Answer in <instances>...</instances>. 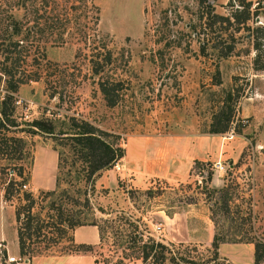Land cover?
Returning a JSON list of instances; mask_svg holds the SVG:
<instances>
[{
	"label": "rangeland",
	"instance_id": "374dc122",
	"mask_svg": "<svg viewBox=\"0 0 264 264\" xmlns=\"http://www.w3.org/2000/svg\"><path fill=\"white\" fill-rule=\"evenodd\" d=\"M19 1L0 0V67L6 43L20 39L28 27L34 31L16 47L21 50L13 70L24 81L12 93V115L18 125L7 131L21 139L23 157L0 153V205L3 231L8 235L2 251L20 254L13 228L22 224L26 214L28 200L23 191L33 196L30 213L43 214L49 200L37 194L54 187L57 150L52 145L57 142L31 131L35 129L28 123L49 118L57 127L60 120L75 116L117 134L124 153H134L135 143L143 151L136 165L140 172L111 166L101 170L92 184L76 182L71 174L66 175L67 181L60 180V187L70 191L76 186L86 188L92 205L86 215L95 221L99 241L83 251L94 254L95 264H216L210 260L214 232L226 239L220 242V251L228 255L219 254L217 248V262L253 264V243L246 238L264 242V69L252 67V38L240 30L229 55L216 57L217 51L209 45L202 53L200 44L213 34L201 31L205 9L197 0H54L47 6L53 13L66 3L77 7L68 11L70 19L59 39L48 31L35 32L43 30L42 19L37 20L36 29L32 15ZM250 1L251 9L256 2L264 5V0ZM227 2L209 0L213 12L224 16L230 12ZM32 4L40 6L39 0ZM257 13L248 22L250 27L264 25V6ZM14 21L22 25L18 35L12 33ZM215 66L218 84L214 83ZM5 77L0 71V100L7 92ZM98 79L112 82L114 105L105 104ZM228 89L235 97L231 128L208 133L211 114ZM57 148L66 152L62 145ZM195 159L211 165H200ZM216 161L223 168L219 172L213 167ZM18 165L22 166L20 176ZM18 182L25 187L19 189ZM223 184L229 196L228 212L218 208V202L210 207L219 192L211 194L209 187ZM62 206L75 213L84 210L64 201ZM15 210L20 211L19 223ZM161 210L174 219H167ZM158 223V237L166 242L149 235ZM70 234V230H54L56 241L46 247L44 241L29 242L38 251L29 264H57L55 255L75 252L67 239ZM84 235H89L87 227L75 236ZM151 238L166 249L142 258L141 245Z\"/></svg>",
	"mask_w": 264,
	"mask_h": 264
},
{
	"label": "trees",
	"instance_id": "16d2710c",
	"mask_svg": "<svg viewBox=\"0 0 264 264\" xmlns=\"http://www.w3.org/2000/svg\"><path fill=\"white\" fill-rule=\"evenodd\" d=\"M34 1L35 0H20L19 5L25 12L27 11L32 15L34 20L33 24L36 26V29L38 28L37 20L42 19L43 22L40 24L43 25V30L37 29L35 32L48 31L50 34H56V38L61 39L64 26L70 19L68 11H72L77 7H73V3H69V5L66 3L59 13H53L54 9L52 7L49 9L47 6L53 3L54 0H39V7L33 6L34 4H32V2ZM81 2H86V0H81ZM26 3L29 4V7L25 6ZM197 4L199 7L205 9L203 14L205 15V20L200 27L202 33H204V29H207L209 34L210 32L213 34L212 37H206L205 41L200 44L202 53H204L205 46L209 45L208 47L210 49L217 51L216 57H225L229 55L237 41L238 37L236 34L240 30H244L246 34L252 38V48L254 50V55L252 57L253 69H264V25H256L255 27H250L248 25L252 17L258 14V8L264 5H261L260 2H256L253 9H251L252 2L250 0H228L227 5L230 8V12L228 15L224 16L213 12V7L209 3V0H197ZM46 12L50 15L46 14ZM94 19L96 20V16ZM21 26L22 25L14 21L12 33L16 35L20 34ZM32 33H34V31H30L28 27L25 34L21 36L20 39L8 41L3 49L4 54L1 60L0 71L1 74L6 76L5 88L7 92L0 100V153L5 157H14L17 159L23 157L21 150L22 145L20 144L21 139L7 134V131L18 125L12 115V103L14 100L12 93L16 91L18 84L24 81L22 77L15 76L16 73L13 70L18 60L19 51L21 50L20 48L16 49V47H21L22 42L27 40L29 34ZM245 36L246 35H244V37ZM203 39L204 37H202V40ZM12 53H14V55ZM3 61H7L8 63L2 65ZM92 66L93 72L96 73L99 71V66L97 67L96 61L93 62ZM214 83H220L216 66ZM97 84L105 104L107 106L114 105L116 102V92H114L112 82L106 79H98ZM52 95L53 93H50V96ZM234 101L235 97L233 96V92L230 89L225 90L220 100L219 107L211 114L208 127L205 130L206 132L222 133L231 128V122L234 117ZM28 124L32 126V129H35L31 131H39L51 137L57 144L64 146L66 152H61L57 148V144L52 145V148L57 150L54 187L51 189L39 190L37 194V196L40 195L42 198L46 197L49 200L47 210L43 214L39 211L30 213L29 209L32 205L33 196L29 191H23L22 193L23 198L28 200V205L25 208L26 214L22 217L23 222L15 228V231L18 250L21 255H25V257L28 258L27 264H29V259L32 255L38 254V251H35L36 249L29 247V242L44 241L46 247L47 243L52 244L56 241V239L52 237V233L56 229H60V232L66 233L78 225H96L93 218L86 215V212L92 209V205L89 203L85 186H76L70 191L66 187H60V180L67 181L65 180L66 175L71 174V178L76 180V182L83 180L84 183L92 184L94 177L97 176L101 170L110 168L114 161L118 160L120 157L122 158L123 155V147L118 144L117 140L119 136L117 134L108 132L83 118L68 116L66 120H60V125L57 127L56 121L49 118L32 120ZM233 129L238 131L237 127ZM67 160L69 161L68 167L64 171L60 170L62 164ZM195 162L200 165H211L209 161L195 159ZM16 170V173L20 176L22 174V166L18 165ZM210 178L211 171L209 170L206 179L210 180ZM11 185L12 182L7 184L6 189L9 190ZM209 191L211 194L219 192L216 201L212 202L210 207L216 205L218 202V208L228 212L229 196L227 192H225L226 184L218 187L211 186L209 187ZM63 201L71 205H80L84 210H77L78 212L75 213V211H72L68 207L64 208L62 206ZM98 209L101 210V208ZM50 210H54V213L49 212ZM19 214L20 211L15 210V220H17L18 223L20 219ZM209 218L215 223L214 216L211 215ZM67 239L71 241V245L73 246L71 250H75V252L79 250L82 251L86 247V245L82 243H73L72 234H70ZM240 239H243V237L238 240ZM225 240L224 236L220 235L218 232L212 234L210 240L212 251L210 260L216 264H222V262L219 263L216 261L218 257L217 248L218 244ZM246 241H252L253 243V264H264V242L257 239L252 240L250 238H246ZM154 247H158V249H154ZM163 249H166V246L162 242H157L151 238L150 242L141 245V257H152L154 252L162 254ZM151 250H153V253L150 255Z\"/></svg>",
	"mask_w": 264,
	"mask_h": 264
},
{
	"label": "crops",
	"instance_id": "0c3cea01",
	"mask_svg": "<svg viewBox=\"0 0 264 264\" xmlns=\"http://www.w3.org/2000/svg\"><path fill=\"white\" fill-rule=\"evenodd\" d=\"M186 144L189 143L190 141H185ZM140 148V147H139ZM143 151L141 149H138V143H135V151L134 153H124V149H123V155H122V159H123V167H127L128 169H130L131 171L136 172H140V168L141 167H136V165L139 164V159L138 156L142 155ZM0 209L2 211V206L0 205ZM162 213L165 215L164 211L161 210ZM167 214V213H166ZM165 217H167V219L172 220L174 219V215L173 216H168L165 215ZM3 227H4V217H3V211L0 212V240L3 241V239L6 240L7 242V238L8 235H6L3 231ZM83 227H87L89 229V235H84L81 237H76V233L77 231H79L81 228ZM208 228V226H206ZM185 236L187 237V229L185 227ZM13 232H14V239H15V243L17 245V241H16V231L15 228H13ZM71 234H72V242L73 243H82L84 245H86V247H90L95 245L98 241H99V232L97 229V225L95 224H83V225H78L75 226L72 230H71ZM171 238H173V236H170ZM166 238H162V236L160 237V241L162 242H166L167 240H165ZM223 243H220L218 246V251L219 254L224 255V256H228L226 254H224L222 251H220V247ZM6 246V244H5ZM56 256V260H57V264H95V256L93 253H91V251H77V252H66L63 253L61 255H55Z\"/></svg>",
	"mask_w": 264,
	"mask_h": 264
},
{
	"label": "built area",
	"instance_id": "2783aa9c",
	"mask_svg": "<svg viewBox=\"0 0 264 264\" xmlns=\"http://www.w3.org/2000/svg\"><path fill=\"white\" fill-rule=\"evenodd\" d=\"M19 101L20 100H15L16 103ZM118 160L114 161V163L112 164V166L117 170L121 169V167L123 166V164ZM213 167L218 172L223 169L222 165L218 161L213 163ZM18 186H19L18 187L19 189H22L25 187V183H21ZM152 230H153L154 234L149 233V235L153 236L154 239L160 240L158 237V234L161 231V224L160 223L155 224V226H153ZM2 247H4L6 249V246L0 240V264H27V262H28L27 257L21 256L18 253H9V252H7V250L2 251Z\"/></svg>",
	"mask_w": 264,
	"mask_h": 264
},
{
	"label": "water",
	"instance_id": "95a60500",
	"mask_svg": "<svg viewBox=\"0 0 264 264\" xmlns=\"http://www.w3.org/2000/svg\"><path fill=\"white\" fill-rule=\"evenodd\" d=\"M255 21H258V18H255Z\"/></svg>",
	"mask_w": 264,
	"mask_h": 264
}]
</instances>
